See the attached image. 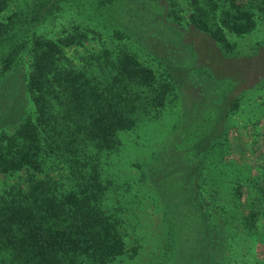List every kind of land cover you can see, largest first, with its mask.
<instances>
[{
	"label": "trees",
	"instance_id": "1",
	"mask_svg": "<svg viewBox=\"0 0 264 264\" xmlns=\"http://www.w3.org/2000/svg\"><path fill=\"white\" fill-rule=\"evenodd\" d=\"M86 3L92 20L118 39H134L160 65L161 79L124 47L114 54L104 48L75 67L64 49L87 37L77 26L55 40L37 32L57 11ZM6 5L7 0H0V10ZM189 6L185 17L178 0H32L30 12L13 13L0 23V126L13 128L0 131V172H25V184L0 195V264H105L123 253L121 204L105 203L107 192L121 186L107 179L104 159L119 149V133L138 127L172 91L188 112L181 122L187 134L200 131L203 110L214 107L215 115L197 133L189 161L165 145L137 168L166 216V250L174 244L177 264L229 263L233 236L228 217L216 213L214 218L206 199L208 194L215 198L218 190L209 186L205 164L216 151L220 163L232 162L226 159L227 119L254 88L264 85V75L249 83L251 69L264 65L263 60L239 59L224 32L243 36L254 31L264 0H189ZM161 29L173 41L159 36ZM187 33L203 36L215 53L201 42L185 43ZM202 46L209 48L205 55ZM25 54L30 58L27 71L22 69ZM187 54L192 66L183 62ZM225 59L233 60L232 70ZM203 70L207 83L192 76ZM225 80L230 87L220 93L216 107L206 103L208 91ZM194 111H199L196 116ZM259 190L263 197L264 189ZM244 194L237 183L234 208L243 206ZM256 217L251 207L243 212V228L256 232Z\"/></svg>",
	"mask_w": 264,
	"mask_h": 264
},
{
	"label": "rangeland",
	"instance_id": "2",
	"mask_svg": "<svg viewBox=\"0 0 264 264\" xmlns=\"http://www.w3.org/2000/svg\"><path fill=\"white\" fill-rule=\"evenodd\" d=\"M182 8V15L189 14V0H178ZM32 0H7V5L0 10V23L6 22L13 13L25 14L30 12L28 5ZM88 3L80 9L67 7L57 11L53 19L39 25L36 30L45 34L48 38L57 39L72 30L74 26L85 30L87 37L83 39L82 44H75L64 49L66 57L75 67H81L83 63L89 60L90 55L101 52L104 48L109 49L113 54L119 48H126L134 54L139 63L148 66L158 79L162 77L160 65L148 53L134 41L132 38L118 39L114 36L112 30L104 28L89 17ZM150 11L156 12L154 5L150 4ZM255 30L243 36H236L224 29L227 39L236 46L238 58L251 60L256 64L260 60L264 62V10L256 12ZM120 25V23H118ZM159 36L173 41V37L167 38L168 33L161 29ZM158 35V34H157ZM203 36H196L194 33H187L184 38L185 43L206 44ZM202 40V41H201ZM170 43V42H168ZM209 46V45H208ZM212 51L216 48L209 46ZM256 49V52H255ZM209 48L202 46V55L208 52ZM1 51V49H0ZM24 71L28 70L29 55H22ZM192 57L187 54L183 61L185 65H191ZM225 61V67L234 68L233 60ZM258 69H251L249 83L252 77H262L264 75V65L257 66ZM1 71V64H0ZM201 72V73H200ZM193 71L192 76L198 82L207 79L205 71ZM206 78V79H205ZM205 79V80H204ZM228 80V79H227ZM225 80L214 86L213 91H208L206 103L216 107L220 93L226 91L230 85ZM248 80V79H247ZM194 83V82H193ZM196 83V82H195ZM198 85V84H197ZM206 85V84H205ZM205 85L201 86V92L204 93ZM1 93V91H0ZM23 93V91H22ZM211 99V101H210ZM26 108L33 114V105L27 99ZM181 99L174 91L170 92L162 106L153 110L151 116L144 118L142 122L133 130L122 131L119 133L120 147L110 157L105 158L109 163L105 166L107 179L114 180L121 188L108 191L109 196L105 203L108 206L119 207L121 204V214L124 217L120 228L122 232L125 247L123 253L109 259L105 264H177L174 258V249L172 245L166 244L169 239L170 229L163 213L162 207H159L156 200L154 188L144 182L140 177V170L137 164L149 162L153 154L163 146H170L182 151L185 160L191 159V144L198 138L197 133L204 132L208 126V121H212L215 115V108H208L202 115L204 122L200 131L187 134L183 131L182 120L185 118L186 111L183 110ZM2 107H0V112ZM199 111H194L192 116H196ZM191 114V113H190ZM8 124V123H7ZM6 126V125H5ZM227 126L230 128L228 136L226 155L230 164L219 162L220 155L216 152L207 157L206 167L209 173V186H214L218 190L215 198L206 195L209 206L213 211L214 218H218L216 213L223 217H228V229L231 231L233 239L231 242V251L228 264H264V196L261 186L264 189V85L261 84L246 96L240 106L233 110L227 119ZM6 129V133L13 131L10 125L1 127ZM177 137V139L175 138ZM173 141V143H172ZM171 144V145H170ZM245 163V165L235 164ZM24 170L15 172H0V195L5 194L12 185L25 184L23 178ZM237 183L240 184L245 194L243 197V206L234 208L232 206L233 192L237 189ZM262 197L257 200V197ZM109 198H111L109 200ZM211 198V199H210ZM120 201V202H119ZM217 204L214 206L211 202ZM253 208L257 213L255 222L256 232L253 229L243 228L241 215ZM232 209V211H229ZM175 239V238H174ZM167 252V253H165ZM175 259V261H174ZM190 264H196L194 261Z\"/></svg>",
	"mask_w": 264,
	"mask_h": 264
}]
</instances>
